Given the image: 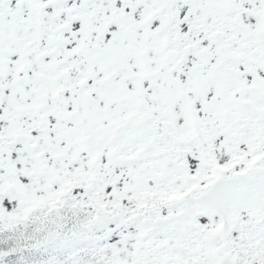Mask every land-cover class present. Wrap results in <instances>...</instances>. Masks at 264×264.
<instances>
[{"label":"snow or ice","instance_id":"1","mask_svg":"<svg viewBox=\"0 0 264 264\" xmlns=\"http://www.w3.org/2000/svg\"><path fill=\"white\" fill-rule=\"evenodd\" d=\"M0 264H264V0H0Z\"/></svg>","mask_w":264,"mask_h":264}]
</instances>
